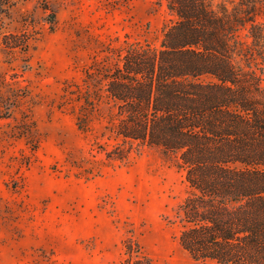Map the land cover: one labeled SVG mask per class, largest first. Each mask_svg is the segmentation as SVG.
<instances>
[{
  "label": "rangeland",
  "instance_id": "obj_1",
  "mask_svg": "<svg viewBox=\"0 0 264 264\" xmlns=\"http://www.w3.org/2000/svg\"><path fill=\"white\" fill-rule=\"evenodd\" d=\"M173 20L159 0H14L4 30L29 38L0 47V264H124L126 240L152 264H215L178 243L188 186L174 158L141 145L108 160L104 102L88 130L75 123L84 71L106 47L158 45Z\"/></svg>",
  "mask_w": 264,
  "mask_h": 264
},
{
  "label": "trees",
  "instance_id": "obj_2",
  "mask_svg": "<svg viewBox=\"0 0 264 264\" xmlns=\"http://www.w3.org/2000/svg\"><path fill=\"white\" fill-rule=\"evenodd\" d=\"M159 1L174 15L159 44L107 46L84 71L75 123L88 130L104 102L108 141L97 148L108 160L141 145L174 158L188 186L177 240L192 259L264 264V0ZM13 4L0 0L6 51L28 46L25 32L4 30ZM125 253L124 264H152L131 240Z\"/></svg>",
  "mask_w": 264,
  "mask_h": 264
}]
</instances>
